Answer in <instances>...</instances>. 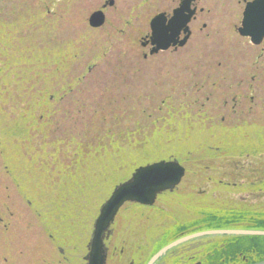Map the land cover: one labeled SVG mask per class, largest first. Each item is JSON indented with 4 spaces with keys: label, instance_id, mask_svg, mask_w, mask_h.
Here are the masks:
<instances>
[{
    "label": "rangeland",
    "instance_id": "rangeland-1",
    "mask_svg": "<svg viewBox=\"0 0 264 264\" xmlns=\"http://www.w3.org/2000/svg\"><path fill=\"white\" fill-rule=\"evenodd\" d=\"M105 1L0 0V264H83L106 176L139 157L181 163L167 197L194 196L206 230L264 218V50L236 33L243 0H201L188 43L146 59L149 20L176 0H114L90 28ZM131 205L114 231L126 251L169 220H130ZM231 238L205 251L238 262L264 250Z\"/></svg>",
    "mask_w": 264,
    "mask_h": 264
},
{
    "label": "water",
    "instance_id": "water-1",
    "mask_svg": "<svg viewBox=\"0 0 264 264\" xmlns=\"http://www.w3.org/2000/svg\"><path fill=\"white\" fill-rule=\"evenodd\" d=\"M196 0H180L179 5L172 11V16L166 23V13L161 12L156 14L149 22V34L142 37L140 46L145 47L147 44L151 46L148 55L153 56L162 51H167L170 48L183 47L186 44V39L190 33L188 24L196 12V8H191V4ZM114 0H106L100 9L93 11L88 19V26L92 29H99L104 25L105 16L104 9L107 6H113ZM237 32L240 36L246 37L250 40L252 45L258 46L264 40V0H253L247 2L243 13L241 25ZM183 38L179 39L180 35ZM160 164L169 165L172 171V176L167 181L153 187L148 191H139L136 193L129 192L127 183L132 176L141 174L144 170L141 168H156ZM185 175V168L176 160L161 159L151 163L139 165L131 172L130 176L117 183L111 190L110 195L100 206L98 214L93 223V230L91 238L87 246V254L84 257L86 264H105L107 249L105 240L110 234V227L114 221V217L127 203H134L143 206H151L154 204L158 195L164 192L173 191L181 182ZM207 236H221V237H264V230L255 229H215L207 230L195 234L190 237H207ZM187 239V238H186ZM185 240V239H184ZM178 240L164 248H162L152 258L149 264H153L155 260L161 257L168 249L183 242ZM254 264H264L263 261Z\"/></svg>",
    "mask_w": 264,
    "mask_h": 264
},
{
    "label": "flooded vegetation",
    "instance_id": "flooded-vegetation-1",
    "mask_svg": "<svg viewBox=\"0 0 264 264\" xmlns=\"http://www.w3.org/2000/svg\"><path fill=\"white\" fill-rule=\"evenodd\" d=\"M200 1L201 0H196L195 2L191 4V8H196V12L188 24L191 36L193 34L192 26L197 25L200 22L201 19L199 18V15L204 12V9L199 7ZM246 1L248 0H243V3H244L243 8L245 6ZM179 2L180 0H176L175 8L178 7ZM174 9H172L170 12H164L166 13V23L171 18L172 11ZM200 26L202 29H204L206 27L205 22H202ZM238 27L236 28L237 35H238V32H237ZM148 34L149 32L144 34V37H146ZM239 37L243 39H248L242 36H239ZM181 38H183L182 34L180 35L179 39ZM140 47L142 49H146L148 53H149V50L151 49V46L149 44H147L145 47H142V46ZM255 47H260V50L263 51L264 50V40L262 41L260 45L255 46ZM180 48L182 47L170 48L167 51H177V49H180ZM167 51H162L159 53H164ZM148 53L143 55L144 59L148 57H152V56H149ZM251 100H253V98H251ZM176 191L178 190L174 189L173 191H171V193L165 192L157 196L155 203L152 206H141L137 204L131 205L132 207L130 211L127 213V218H129L130 214L133 216H136L137 212L140 211L138 214L140 215L145 214L146 221L147 222L149 221L147 226H149V224L151 226L153 223H157L155 222L157 220V216L155 217V215H158V214L160 216L162 215L163 218L164 216H166L167 219H169L168 223L166 221L164 222V220L158 222L159 229L157 228L155 229V227L153 226L148 228L152 236H149V235L146 236L145 238L146 242L143 247H139L136 249L133 248V250H131V248L130 249L128 248V250L126 251L123 246V244L125 243L123 242L124 240H122L120 237L114 236L116 220L114 221L112 225V230L108 238L105 241V246L107 249L106 264H149L152 258L155 256V254H157L162 248L180 240L183 235H188L190 233L200 231V230H206L207 228L205 227L207 225L206 220L205 221L199 220V214H198L197 205H196L199 202L196 200V198L194 199V196L192 197L188 195H184L183 197H186V199H182V200L177 199L175 195L174 197H170V196L167 197L168 194L176 193ZM158 202L162 204L161 209H165L167 207L170 210V212L168 211L166 212V210L159 209L157 207ZM175 202L176 204L177 202H181L182 204H186L191 207L193 206L194 207L196 206V207L193 209H188L184 213V211L182 212L176 211V208L174 207ZM171 208H174V210ZM245 211L249 212L250 210H245ZM247 212H246L247 215H243V216H249L250 213L258 214V212H254V211H250L249 213ZM171 213H174V214H171ZM252 219L254 220L257 218L254 217L251 219L249 218L247 219L246 217H239L237 221H232V223L224 224V226L226 227H241V226L255 227L257 226L258 223L256 221H252ZM239 220H242V221H239ZM202 222L203 224L201 225ZM216 240L218 239H215L213 237H201V238H194V239H191L183 243H179L171 247L170 249H168L161 257L155 260L153 264H252L258 261V254H256V252L247 253V257L240 256L241 259L238 262H232L230 260L229 255L226 258H223L219 261H215V259L211 258L212 256L211 257L209 256V251H205V250L206 249L209 250L210 247H211V250H213L212 246H213V243L216 242ZM83 264H86L85 260H83Z\"/></svg>",
    "mask_w": 264,
    "mask_h": 264
},
{
    "label": "snow or ice",
    "instance_id": "snow-or-ice-1",
    "mask_svg": "<svg viewBox=\"0 0 264 264\" xmlns=\"http://www.w3.org/2000/svg\"><path fill=\"white\" fill-rule=\"evenodd\" d=\"M144 171L128 179L127 183L122 185L129 186L130 193H136L139 191H148L153 187L167 181L172 176V171L169 165L160 164L156 168H141Z\"/></svg>",
    "mask_w": 264,
    "mask_h": 264
},
{
    "label": "trees",
    "instance_id": "trees-1",
    "mask_svg": "<svg viewBox=\"0 0 264 264\" xmlns=\"http://www.w3.org/2000/svg\"><path fill=\"white\" fill-rule=\"evenodd\" d=\"M135 157H137V155ZM146 157L147 158H140V157H139V159L138 158H134L133 161L128 160L129 161L128 162L129 164L124 168L123 171H119L117 173L111 172V173H109L110 175L108 174V176H106L107 178H105V180L103 182L105 184L103 186H107V188H111L118 181H121V180L125 179L128 176V174H130V172L136 166H138L140 164H144V163L150 162V161H153L152 160L153 159L152 157H150V158H152L151 160L148 158V156H146ZM243 215H247V214H243ZM258 216H260V215H258ZM263 219H261L260 217H258V219H254L256 222L258 221L257 222L258 225L256 224L257 226H255L253 228H258V229H261V230L263 229L264 230V220ZM239 221H242V220H239ZM255 238H257V237H255ZM259 239H264V237H258V240ZM259 251H261V252H259ZM263 259H264V250L263 251L262 250H258V261H261Z\"/></svg>",
    "mask_w": 264,
    "mask_h": 264
},
{
    "label": "bare ground",
    "instance_id": "bare-ground-1",
    "mask_svg": "<svg viewBox=\"0 0 264 264\" xmlns=\"http://www.w3.org/2000/svg\"><path fill=\"white\" fill-rule=\"evenodd\" d=\"M252 1H253V0H252ZM243 10H244V8H243ZM243 10H242V13H243ZM160 13H161V12H160ZM103 14H104V16H105V21H106V14H105L104 12H103ZM157 14H158V13H157ZM154 16H155V15H154ZM154 16H153V17H154ZM171 16H172V15H171ZM153 17H152V18H153ZM152 18H151V19H152ZM151 19H150V20H151ZM150 20H149V22H150ZM241 20H242V14H241ZM104 24H105V22H104ZM240 25H241V21H240ZM103 26H104V25H103ZM103 26H102V27H103ZM239 27H240V26H239ZM148 32H150V31H148ZM238 35H239V33H238ZM239 36H240V35H239ZM143 37H144V36H143ZM190 37H191V33H189V35H188V37H187V39H186V43L188 42V40H189ZM181 181H182V180H181ZM119 182H122V181H118L117 183H119ZM117 183H116V184H117ZM116 184H114V185H116ZM109 195H110V193H109ZM109 195H108V196H109ZM100 202H101V201H100ZM101 204H103V203H101ZM128 204L130 205L131 203H127V205H128ZM120 210H121V209H119L118 213H117L116 216L114 217V221L116 220V217H117V215L119 214ZM259 211L264 212L263 210H259ZM259 211H258V213H259ZM246 212H247V211H245V210L242 211L243 214H246ZM249 212H250V211H249ZM249 212H247V213H249ZM262 212H260V213H262ZM243 214L239 213L240 216H243ZM129 219H130V220H134V219H136V216H133V215L130 214V215H129ZM114 221H113V223H114ZM113 223L111 224V226L113 225ZM237 228H238V229H244L245 227H244V226H241V227H237ZM245 229H255V230H260V229H258V228H253V226H251V227L249 226V228H245ZM200 232H203V230L196 231V232L190 233V234H188V235H183V236L181 237V240H184V239H185L183 242H186V241H189V240H191V239L197 238V237H190V236H193V235L198 234V233H200ZM207 237H213V238H218V239H220V238H223V239H232L231 237H221V236H207ZM186 238H187V239H186ZM235 238H239V237H234V239H235ZM183 242H181V243H183ZM252 252L255 253L254 250H253ZM248 253H249V252H248ZM202 256H203V255H202ZM263 260H264V259H263ZM263 260H262V261H263ZM105 264H106V263H105ZM252 264H253V263H252Z\"/></svg>",
    "mask_w": 264,
    "mask_h": 264
}]
</instances>
